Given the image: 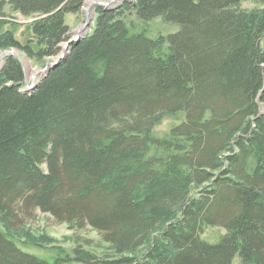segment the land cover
<instances>
[{
    "label": "trees",
    "instance_id": "16d2710c",
    "mask_svg": "<svg viewBox=\"0 0 264 264\" xmlns=\"http://www.w3.org/2000/svg\"><path fill=\"white\" fill-rule=\"evenodd\" d=\"M239 1L96 5L70 40L65 13L84 0H0V51L69 46L27 91L20 60L0 62V264H264V8ZM5 3L35 15L23 41ZM157 15L179 29L149 34ZM36 210L115 255L23 248L15 231Z\"/></svg>",
    "mask_w": 264,
    "mask_h": 264
},
{
    "label": "rangeland",
    "instance_id": "374dc122",
    "mask_svg": "<svg viewBox=\"0 0 264 264\" xmlns=\"http://www.w3.org/2000/svg\"><path fill=\"white\" fill-rule=\"evenodd\" d=\"M92 1H110L109 5H113L120 2L121 0H84V7L79 16H76L73 12H66L64 19L71 28L70 39H72L77 32L78 34H81L84 29L93 27L95 24L93 19V9L96 5L93 8H90V2ZM234 6L239 11H250L264 8V2L259 3L254 0H240L234 4ZM3 9L4 15L6 17L12 18L18 22V24L15 26V34L18 39L23 41L24 38L27 37L30 30L29 22L35 15H22L18 11L12 9L9 3H5ZM148 25L150 27V32L148 31V33L151 35L157 33L167 35L179 29L178 23L168 20L166 21L161 15L151 18L148 21ZM81 27H84V29L79 31ZM65 42V40L61 42L60 49L57 54L53 55L52 57H46L44 60L37 61L33 58H28V56H26L22 51L16 48L2 50L0 51V55L4 52H7V50L11 51L13 55H18L22 59V65L25 77L27 78V83H31V78L37 80L40 75L44 73L46 69L45 66L48 61H54L56 57L60 56V53L63 51L65 54L68 52V49L65 48ZM2 58L3 57L0 58V62L2 61ZM41 69L43 70L40 71ZM172 121L173 120L171 118L164 119L162 124L158 127L166 128ZM18 225H20V227L22 226L19 231H15L16 236L20 237L17 238L19 241L18 243L23 248L35 252L41 256H53L57 252V249H54L53 245L61 246L66 251L71 252L73 246L77 243H81L85 248L101 256L115 255L113 249L109 248L108 245L102 241L97 230L91 228L88 225L84 226L83 228H71L66 222H58L54 220L51 214L48 212H40L36 210L31 217L25 219ZM222 230V228L206 226L204 227L201 234L203 237L208 239H215L217 234L221 233ZM35 240H40L44 243L42 246H39L38 244H34L32 242ZM236 260L237 257H234V264H238Z\"/></svg>",
    "mask_w": 264,
    "mask_h": 264
},
{
    "label": "water",
    "instance_id": "95a60500",
    "mask_svg": "<svg viewBox=\"0 0 264 264\" xmlns=\"http://www.w3.org/2000/svg\"><path fill=\"white\" fill-rule=\"evenodd\" d=\"M110 4V1L109 2H102V1H92V2H90V8H93L95 5H109ZM93 13H94V9H93ZM82 29H84V27H81L80 29H79V31L80 30H82ZM88 30H89V28H86V29H84L83 31H82V33L80 34H78V32L76 33V35L72 38V39H75V38H80V37H82L84 34H86L87 32H88ZM78 31V30H77ZM71 40V39H70ZM68 41L67 42H65V48L66 49H68ZM6 54H12L11 53V51H8L7 50V52H4V53H2L1 55H0V58L1 57H3L4 55H6ZM65 55V53H64V51L63 52H61L60 53V56H58V57H56V59L54 60V61H48L47 63H46V66H45V68L46 69H48L50 66H52V65H54L55 63H56V61H58V59L60 58V57H62V56H64ZM14 56H16L19 60H20V62L22 63V59L18 56V55H15L14 54ZM43 69H41L40 71H42ZM31 80V86H32V84L34 83V79L33 78H31L30 79ZM24 83H25V85H26V87L24 88V91H27L31 86H29L28 84H27V78L25 77V80H24Z\"/></svg>",
    "mask_w": 264,
    "mask_h": 264
}]
</instances>
